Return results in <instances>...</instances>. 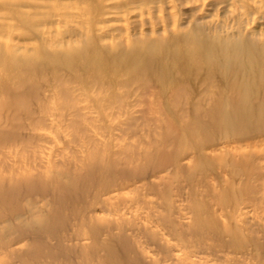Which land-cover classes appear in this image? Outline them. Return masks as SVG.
I'll use <instances>...</instances> for the list:
<instances>
[{
	"label": "rangeland",
	"instance_id": "obj_1",
	"mask_svg": "<svg viewBox=\"0 0 264 264\" xmlns=\"http://www.w3.org/2000/svg\"><path fill=\"white\" fill-rule=\"evenodd\" d=\"M234 44L254 55L255 46L264 44V0H0V64L10 61L38 74L31 79L36 99L14 103L2 113L5 132L19 138L0 142V174H31L34 213L61 211L73 221L78 209L101 217L106 202L144 197L134 184L169 169L173 156L187 168L164 173L171 196L184 191L203 200L210 186L226 187L218 178L234 173L219 162L193 160L194 141L183 137L192 117L190 103L204 87L191 80L175 100L177 79L190 74L178 68L160 71L173 68L179 54L187 60L200 47L228 53ZM123 54H130V69H145L142 80L127 88L123 81L128 78L116 77L111 86L85 90L88 75L104 68L98 64H105V57ZM71 62L81 64L87 76L77 78L66 66ZM6 97L1 94L0 100ZM230 137L216 134L214 143ZM257 151L264 157V146ZM262 164L264 159H255V165ZM259 176L264 168L255 172L256 187L264 186ZM50 197L67 207L50 210ZM255 197L261 212L264 198ZM21 203L26 205V199Z\"/></svg>",
	"mask_w": 264,
	"mask_h": 264
},
{
	"label": "bare ground",
	"instance_id": "obj_2",
	"mask_svg": "<svg viewBox=\"0 0 264 264\" xmlns=\"http://www.w3.org/2000/svg\"><path fill=\"white\" fill-rule=\"evenodd\" d=\"M200 48H192L189 57L183 52L187 60L179 54L173 68L161 67L160 73L178 68L181 74H190L177 79L175 100L194 80L204 87L190 103L192 117L183 137L194 141L193 160L212 166L219 162L233 171L231 177L217 179L226 187L210 186L203 200L184 191L171 196L164 173L180 166V158L171 156L169 169L164 166L154 172L155 179L142 178L134 184L144 197L106 202L101 217L93 210L78 209L70 221L71 215L61 211L34 213L31 174L21 178L14 172L0 174V264H264V210L258 211L255 199L257 194L264 198L263 184L255 186V172L264 168L255 165V159H264L257 151L264 146V44L255 46V55L236 44L228 53L224 48L217 52ZM130 54L112 60L106 55V66L96 62L104 68L88 75L91 81L83 84L85 90L111 86L116 77H127L123 81L127 88L142 80L145 69H130ZM72 63L66 66L77 78L87 76L81 64ZM1 70L0 95L7 96L0 100V142H4L19 137L5 132L2 113L14 103L36 99L37 86L31 79L38 74L10 61L0 64ZM216 134L231 137L224 144L214 143ZM258 181L264 182V176ZM233 195L244 196V202L229 200ZM48 205L50 210L64 209L68 203L50 197Z\"/></svg>",
	"mask_w": 264,
	"mask_h": 264
}]
</instances>
